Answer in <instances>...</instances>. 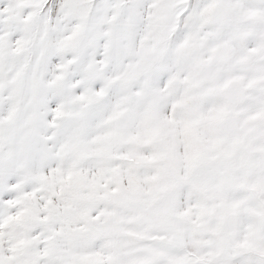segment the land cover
<instances>
[{
    "label": "snow or ice",
    "instance_id": "6c2138e0",
    "mask_svg": "<svg viewBox=\"0 0 264 264\" xmlns=\"http://www.w3.org/2000/svg\"><path fill=\"white\" fill-rule=\"evenodd\" d=\"M0 264H264V0H0Z\"/></svg>",
    "mask_w": 264,
    "mask_h": 264
}]
</instances>
